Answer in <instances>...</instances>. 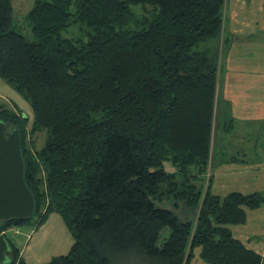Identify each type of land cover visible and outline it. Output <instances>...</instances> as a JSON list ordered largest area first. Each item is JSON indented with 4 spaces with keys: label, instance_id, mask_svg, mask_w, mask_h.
Segmentation results:
<instances>
[{
    "label": "trees",
    "instance_id": "obj_1",
    "mask_svg": "<svg viewBox=\"0 0 264 264\" xmlns=\"http://www.w3.org/2000/svg\"><path fill=\"white\" fill-rule=\"evenodd\" d=\"M133 5L153 9L139 16ZM225 7L226 0H35L25 16L30 38L15 25L13 0H0V78L33 110L29 117L0 102V121L7 133L19 131L35 198L32 217L0 222L10 244L1 264H34L7 233L38 229L53 213L74 243L41 264H111L107 247L158 264H192L198 251L207 264H264L231 228L264 206V193L221 196L211 177L203 182L217 129L219 68L209 45L222 35ZM43 130L48 137L35 150L30 138ZM167 161L177 170L167 171ZM172 198L197 209V218L157 204Z\"/></svg>",
    "mask_w": 264,
    "mask_h": 264
},
{
    "label": "rangeland",
    "instance_id": "obj_2",
    "mask_svg": "<svg viewBox=\"0 0 264 264\" xmlns=\"http://www.w3.org/2000/svg\"><path fill=\"white\" fill-rule=\"evenodd\" d=\"M34 1L13 0L15 25L30 38L31 31L25 16ZM152 9L151 5L132 6V10L139 16L149 14ZM241 14L258 20L249 27L244 26L245 31L241 34L232 35L229 30L233 22L230 19ZM254 18L252 20H255ZM263 19L264 0H226L224 27L226 26L227 30L223 28L218 43L215 40L209 45L211 51L209 54L215 56L216 53L219 68L214 119L217 129L214 131L209 167L203 182L206 187L211 177L214 193L221 196L231 191L264 193V120L239 117L257 115L259 114L257 110L264 108ZM234 27L239 29L240 26ZM69 31V34L78 33L77 28ZM65 34L68 35V32ZM232 41L235 43L234 46ZM250 71L254 75L249 76ZM227 78L229 81H226ZM246 78L248 79L245 80ZM0 102L9 107L17 105L25 116L33 117L30 103L1 78ZM47 137V130L32 136L30 139L35 144L33 149L40 150ZM165 167L170 172L177 170L170 161L165 162ZM192 171L195 172L196 169L192 168ZM157 204L174 210L182 220L197 218V209L187 208L183 202L173 198L158 201ZM261 213L264 214V206L259 210H249L246 224L231 225L237 238L260 253L264 242L255 239L250 243L248 239L255 233L264 234V216L257 215ZM7 234L16 241L21 249V255L34 264L48 262L53 256L67 253L74 243L67 225L57 213L51 214L47 222L38 229L34 224L16 226L10 228ZM169 234L170 230L164 229L161 241ZM106 250L111 257V264H158L145 258L137 250L117 251L110 247ZM192 264L207 263L200 258L198 251Z\"/></svg>",
    "mask_w": 264,
    "mask_h": 264
},
{
    "label": "water",
    "instance_id": "obj_3",
    "mask_svg": "<svg viewBox=\"0 0 264 264\" xmlns=\"http://www.w3.org/2000/svg\"><path fill=\"white\" fill-rule=\"evenodd\" d=\"M35 211V198L25 181V163L19 131L7 133L0 121V222L11 218L28 219ZM10 244L0 232V264L7 261Z\"/></svg>",
    "mask_w": 264,
    "mask_h": 264
},
{
    "label": "crops",
    "instance_id": "obj_4",
    "mask_svg": "<svg viewBox=\"0 0 264 264\" xmlns=\"http://www.w3.org/2000/svg\"><path fill=\"white\" fill-rule=\"evenodd\" d=\"M252 18H254V17H252V16H245L244 14H241V16L239 15H236V16H233V18H231L230 20L233 22V24H232V28H230V30H229V32H231L232 33V35H238V34H241L242 32H244L245 30H244V26H246V27H249V26H251L255 21H257L258 19L257 18H254L255 20H252ZM264 20V19H263ZM258 23V22H257ZM234 25H239L240 27H239V29H236L235 27H234ZM242 25V26H241ZM264 25V24H263ZM225 28V30H227V28H226V26L224 27ZM227 38L228 37H226V41H227ZM233 42V41H232ZM227 43L229 44V39H228V41H227ZM235 45V43L233 42V44H232V46H234ZM250 75H254L253 73H252V71H250V73H249V76ZM248 78H246L245 80H247ZM228 80V78L226 79V81ZM225 81V82H226ZM229 81V80H228ZM240 83H242V81H240ZM246 83H248V81H246ZM249 84V83H248ZM233 101H234V99H233ZM234 103L236 104V101H234ZM257 113H259V114H257V115H253V116H239L240 118H245V119H251V120H253V119H256V120H264V108L263 109H259V110H257ZM259 209H261V208H259ZM259 209H257V210H259ZM257 215H262V216H264V214L263 213H261V214H257ZM240 239V238H239ZM255 239H258V241H263L264 242V234H258V233H255V235L254 236H249V239H248V241L250 242V243H252ZM244 242V241H243ZM245 243V242H244ZM263 246H262V251H261V254H264V244H262ZM251 248V247H250ZM254 249V248H253ZM256 250V249H255Z\"/></svg>",
    "mask_w": 264,
    "mask_h": 264
}]
</instances>
